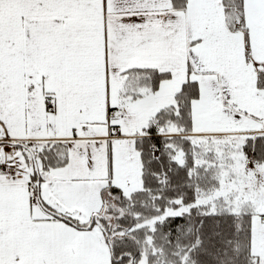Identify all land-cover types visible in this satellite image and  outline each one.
I'll list each match as a JSON object with an SVG mask.
<instances>
[{"label": "snow or ice", "instance_id": "snow-or-ice-1", "mask_svg": "<svg viewBox=\"0 0 264 264\" xmlns=\"http://www.w3.org/2000/svg\"><path fill=\"white\" fill-rule=\"evenodd\" d=\"M0 264H264V0H0Z\"/></svg>", "mask_w": 264, "mask_h": 264}]
</instances>
